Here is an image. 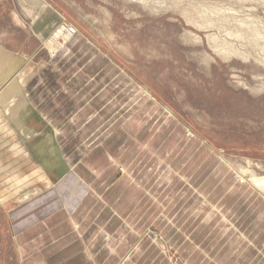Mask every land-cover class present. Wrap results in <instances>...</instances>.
Masks as SVG:
<instances>
[{"label":"rangeland","instance_id":"1","mask_svg":"<svg viewBox=\"0 0 264 264\" xmlns=\"http://www.w3.org/2000/svg\"><path fill=\"white\" fill-rule=\"evenodd\" d=\"M55 16L62 20L46 33ZM0 55L31 76L32 95L54 91L60 102L48 110L76 146L74 158L107 134L125 140L113 132L120 126L136 132L149 122L156 138L181 132L176 160L188 154L182 162L198 160L214 175L202 196L205 215L210 201L220 213L206 220V234L217 239L237 227L264 248V195L251 180L264 177V0H0ZM147 92L152 106L138 97ZM60 109L71 112L63 121ZM7 130H0V264H19L4 208L59 176ZM162 230L145 228L140 237L152 234L167 264L199 261L180 248L188 227Z\"/></svg>","mask_w":264,"mask_h":264},{"label":"crops","instance_id":"2","mask_svg":"<svg viewBox=\"0 0 264 264\" xmlns=\"http://www.w3.org/2000/svg\"><path fill=\"white\" fill-rule=\"evenodd\" d=\"M138 97L146 98L144 104L149 106L155 99L149 93ZM61 109L59 121L71 114ZM153 126L148 122L136 132L120 126L113 132L123 134L125 140L107 134L78 159L86 178L69 170L46 190L4 208L19 264H157V259L167 264L152 234L140 237L145 228L152 227H170L174 233L188 227L186 233L179 232L185 239L180 248L194 253L199 260L195 264L261 263L264 248L254 249L256 238L239 228L217 239L206 234V220L220 213L219 205L210 201V212L205 215L202 195L212 175L205 173L198 160L193 167L182 162L188 154L176 160L173 153L178 150H174L182 148L184 141L181 132L167 136L155 129L159 137L165 136L156 138Z\"/></svg>","mask_w":264,"mask_h":264},{"label":"bare ground","instance_id":"3","mask_svg":"<svg viewBox=\"0 0 264 264\" xmlns=\"http://www.w3.org/2000/svg\"><path fill=\"white\" fill-rule=\"evenodd\" d=\"M59 20H62L61 17L55 16L45 30L46 33L50 26ZM29 79L22 70L16 68L15 62H0V130L6 135L7 131L9 132L7 129L14 127L13 137L16 139L17 144L28 147L29 151H36L40 154L37 163L40 168H51L56 171L58 176L73 170L86 178L85 169L79 164L80 155H76L77 157L74 158L77 154L76 146L73 148L69 145L66 131L63 130L60 122L53 118L54 114H51L48 110L51 109L53 112L57 106L55 99L52 98L51 89H46L37 95L36 98H43L47 102V108H38L29 87ZM140 93H144L143 89ZM138 104L140 105V103ZM32 107L34 108L32 109ZM168 118H165V123L169 122ZM133 119L139 125L145 124L143 119L138 118V116ZM49 132H51V135ZM77 142L79 143L77 146H81L82 140L78 139ZM251 180L255 188L264 195V177L252 176ZM40 191L42 190H35L29 198Z\"/></svg>","mask_w":264,"mask_h":264},{"label":"built area","instance_id":"4","mask_svg":"<svg viewBox=\"0 0 264 264\" xmlns=\"http://www.w3.org/2000/svg\"><path fill=\"white\" fill-rule=\"evenodd\" d=\"M64 32H67V33H69V34H73L71 31H68L66 28H64L63 27V29H62Z\"/></svg>","mask_w":264,"mask_h":264}]
</instances>
